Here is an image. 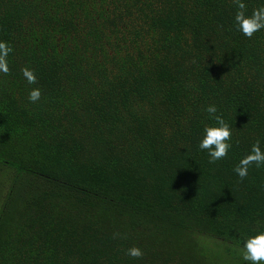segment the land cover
I'll list each match as a JSON object with an SVG mask.
<instances>
[{
    "label": "trees",
    "instance_id": "obj_1",
    "mask_svg": "<svg viewBox=\"0 0 264 264\" xmlns=\"http://www.w3.org/2000/svg\"><path fill=\"white\" fill-rule=\"evenodd\" d=\"M243 2L247 15L264 6ZM236 11L232 0H0L13 49L0 73V264H250L264 166L243 181L234 168L257 140L264 150V30L245 37ZM209 105L232 131L214 164L199 148L218 126ZM134 246L143 258L125 255Z\"/></svg>",
    "mask_w": 264,
    "mask_h": 264
},
{
    "label": "clouds",
    "instance_id": "obj_2",
    "mask_svg": "<svg viewBox=\"0 0 264 264\" xmlns=\"http://www.w3.org/2000/svg\"><path fill=\"white\" fill-rule=\"evenodd\" d=\"M232 3L237 8L235 26L245 37L251 39L257 32L264 30V6L253 9L251 15H247V5L243 0H232ZM12 51L13 49L8 42L0 41V73L4 75L10 74L8 56ZM21 72L28 84L37 83L34 70L24 67ZM41 95L40 88H33L29 92L28 99L30 102L36 103L40 100ZM205 111L211 119L216 121L218 126L205 127V134L199 143V148L207 151L209 163L214 164L228 156L231 148L229 141L232 139V131L223 117L217 115L218 109L215 105H209ZM253 165L257 168L264 166V150H262L259 140L252 145L250 152L240 159L234 168V172L243 181L248 176L249 168ZM113 238H121V234L114 233ZM125 255L134 259H141L144 252L140 247L134 246L126 249ZM243 260L250 262V264H264V231L247 239L244 244Z\"/></svg>",
    "mask_w": 264,
    "mask_h": 264
}]
</instances>
